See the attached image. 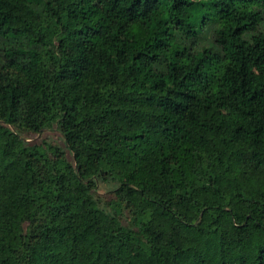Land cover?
I'll list each match as a JSON object with an SVG mask.
<instances>
[{
    "label": "clouds",
    "instance_id": "9594fccd",
    "mask_svg": "<svg viewBox=\"0 0 264 264\" xmlns=\"http://www.w3.org/2000/svg\"><path fill=\"white\" fill-rule=\"evenodd\" d=\"M0 264H264V0H0Z\"/></svg>",
    "mask_w": 264,
    "mask_h": 264
}]
</instances>
